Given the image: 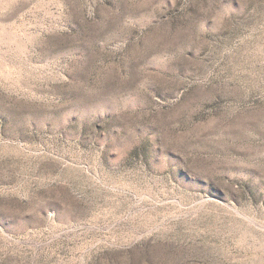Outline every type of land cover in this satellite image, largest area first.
Here are the masks:
<instances>
[{"label":"rangeland","instance_id":"rangeland-1","mask_svg":"<svg viewBox=\"0 0 264 264\" xmlns=\"http://www.w3.org/2000/svg\"><path fill=\"white\" fill-rule=\"evenodd\" d=\"M0 264H264V0H0Z\"/></svg>","mask_w":264,"mask_h":264}]
</instances>
